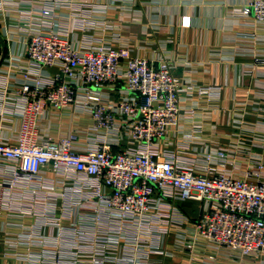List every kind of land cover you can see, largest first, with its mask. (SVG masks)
<instances>
[{
	"label": "built area",
	"instance_id": "built-area-1",
	"mask_svg": "<svg viewBox=\"0 0 264 264\" xmlns=\"http://www.w3.org/2000/svg\"><path fill=\"white\" fill-rule=\"evenodd\" d=\"M104 7L0 0V20L17 15L28 59L7 57L0 67L5 254L24 264H165L166 238L177 230L181 247L197 253L204 243L210 264L219 250L240 262L264 258V160L254 153L264 137L198 147L201 125L182 128L183 118L195 116L181 105L193 85L167 60L155 64L131 45L93 36L101 23L92 14ZM65 11L72 25L63 22ZM245 12L264 22V0H251ZM195 90L200 97L217 91ZM70 107L90 116L88 134L44 137L47 111ZM186 200L203 203L190 240L177 208Z\"/></svg>",
	"mask_w": 264,
	"mask_h": 264
},
{
	"label": "crops",
	"instance_id": "crops-1",
	"mask_svg": "<svg viewBox=\"0 0 264 264\" xmlns=\"http://www.w3.org/2000/svg\"><path fill=\"white\" fill-rule=\"evenodd\" d=\"M75 1L105 6L92 14L94 21L101 23L91 31L93 36L113 45H131L133 55L155 64L167 60L173 65L175 75L193 85L194 91L181 94V105L183 110L194 109L195 116L193 120L183 118L182 128L184 132H191V121L201 125L198 147H235L247 137H264V22H256L246 14L245 7L251 0ZM66 12H62L66 18L63 22L72 25L73 19ZM15 18L17 15H10L7 23L0 20V34L6 45L2 58L0 43V67L7 57L28 65L25 36L13 24ZM6 26L10 29V40L4 38ZM72 36L79 45L82 32H74ZM208 86L215 87L216 94L200 97L196 87ZM89 125V115L70 107L49 109L40 122V129L44 137L70 132L85 136ZM15 127H19L18 121ZM254 149L264 160V143ZM236 160L245 163L240 153ZM177 208L182 214L178 217L187 218L182 224L190 240L203 203L179 201ZM176 232L166 238L165 264H210L206 262L209 253L204 243H200L195 253L181 247ZM7 249L0 243V264H24L5 254ZM219 251L214 264H264L262 257L253 263L240 262ZM194 254L196 259L192 261Z\"/></svg>",
	"mask_w": 264,
	"mask_h": 264
},
{
	"label": "water",
	"instance_id": "water-1",
	"mask_svg": "<svg viewBox=\"0 0 264 264\" xmlns=\"http://www.w3.org/2000/svg\"><path fill=\"white\" fill-rule=\"evenodd\" d=\"M0 43H1V45H2V49H3V53H2V58H3V56H4V54H5L6 45H5L4 39H3V37L1 36V34H0Z\"/></svg>",
	"mask_w": 264,
	"mask_h": 264
}]
</instances>
